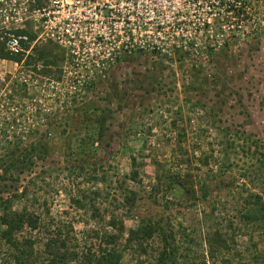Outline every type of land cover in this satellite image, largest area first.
<instances>
[{"label": "rangeland", "instance_id": "obj_1", "mask_svg": "<svg viewBox=\"0 0 264 264\" xmlns=\"http://www.w3.org/2000/svg\"><path fill=\"white\" fill-rule=\"evenodd\" d=\"M41 1L45 6L47 1L50 4V0ZM173 1L152 0V4L146 5L132 4L128 0H62L54 8L46 7L42 18L29 10L26 0H0V40L5 35L7 16L9 20H18L15 25L37 34L38 39L45 37L46 31H61L60 27H65L63 30L67 35L63 39L73 40L74 66L83 72L92 66L91 60L103 50L114 57L100 82L83 93L85 103L68 105L69 114L76 113L69 125H63L64 120L58 116L63 106L57 101L55 87L43 85V81L37 80L42 79L37 73H18V64L0 59V82L8 74L11 76L5 87L0 88V96L19 97L22 92L11 85L23 78L28 83L34 81L32 84H36L37 81L42 84L40 88H29L24 107L10 106V111L2 107L0 118L13 113L17 123L29 120L40 132H54L49 140L52 146L50 155L38 164L33 177L41 178L37 182L41 200L47 201L51 213L72 222L77 233L85 229L102 233L106 219L113 212L119 218L127 216L124 222L126 231L136 226V218L143 216L163 215L174 222L198 225L201 211L209 207L199 199L197 179L188 173L187 178L191 180L188 183L181 178L177 180L178 192L163 187L160 195L173 200L171 204L165 203L169 209L162 206L164 199L160 197L158 204L151 201L150 187L159 172L156 162L169 159L171 151L178 146L193 148L196 142L205 146L207 140L212 141L224 130L254 135L264 143V32L255 34L252 31L253 17L238 24L231 18L220 19L222 0L191 4L183 18L177 15L181 4ZM259 10L264 13V3ZM24 15L29 17L21 22ZM245 16H252V11L247 10ZM207 17H211L208 26L203 24ZM40 23L44 25V32L39 29ZM185 35L188 39L197 36L199 43L202 40L204 44L196 58L186 56L179 59L177 55L151 50L154 44L163 46L165 42L183 40ZM127 37L133 42L139 41L142 49L128 52L133 48L124 47L122 49L126 52L114 54L112 50L124 45ZM43 79L46 82L47 78ZM77 112L80 118H77ZM100 112L106 116L107 131L100 146L95 147V144L90 148V143L86 145L90 150L99 148L95 155L87 158L78 153L76 146L79 138H86L87 132L95 130L93 126L89 127L91 124L80 121L84 114L94 118V114ZM184 129L199 131L202 138L189 132L187 137L180 138L178 134ZM62 131H65L64 135L60 134ZM67 153L73 155L69 157ZM98 154L100 159L94 160ZM131 155L137 158L139 166L140 182L137 184L126 177L130 172ZM237 158L245 162L240 151ZM93 161L98 164L94 181L90 177V163ZM80 164L85 168L82 174L72 168ZM231 174L235 182L240 180L238 168H234ZM228 179L220 177L209 183L212 197L233 201L230 190L224 186ZM96 186L100 188V196L93 203L92 191ZM120 186L135 190L138 195L128 212L117 203L122 196ZM234 195L237 196L236 191ZM186 196L191 200H186ZM74 198H79L85 206L78 207ZM177 201L181 204H176ZM91 204L100 217L93 216ZM91 236L88 242L96 243L95 235ZM248 245V240H237V248L245 254ZM193 246L197 254L202 252L201 243L195 242ZM123 255L124 264H137L132 251L126 250ZM0 264H12L1 242ZM192 264H200L199 257Z\"/></svg>", "mask_w": 264, "mask_h": 264}, {"label": "trees", "instance_id": "obj_2", "mask_svg": "<svg viewBox=\"0 0 264 264\" xmlns=\"http://www.w3.org/2000/svg\"><path fill=\"white\" fill-rule=\"evenodd\" d=\"M226 1L220 2V19L231 18L238 24L253 17L252 31L255 34L264 32V13L259 10L264 0ZM44 3L41 0H26L30 11L44 7ZM247 10L252 11V16H245ZM23 17H19L21 22L27 21L29 15ZM6 19L5 35L0 40V59L18 64V73H37L42 78L37 80L43 81V85L55 87L58 90L57 101L63 106L58 116L64 120L63 125H69L76 113L70 115L68 105L85 103L83 93L97 85L101 75L112 64H104L102 60L83 72L74 66V55L70 48L48 36L38 39L34 32L15 25L14 22L17 24L18 20H9L7 16ZM10 32L27 36L24 52L13 55L7 51L6 34ZM200 53L201 50L190 55L189 51L171 49L167 55H177L182 59L186 56L196 58ZM9 78L11 76L8 74L0 82V88L5 87ZM43 78H47L46 82ZM32 82L28 83L26 78L14 82L11 87H17L22 93L15 99L11 94L0 96V112L3 111L2 107L5 111H10V106L24 107L29 88L42 86L37 81L36 84ZM33 100L36 101L35 98ZM10 114L9 117L0 118V242L5 246L12 264H124L123 254L126 250L134 253L137 264H192L198 257L200 264H264V143L254 135L224 130L212 141L207 140L205 146L200 142H196L193 148L178 146L171 151L169 159L156 162L159 172L150 187L151 201L158 204L160 197L164 199L162 206L169 209L165 203L171 204L173 200L160 195L163 187L178 192L180 188L177 180L181 178L188 183L191 181L187 178L188 173L197 179L199 199L208 203L209 207L201 211L198 225L174 222L163 215L143 216L136 218V226L126 231L124 222L127 216L119 218L113 212L106 219L102 233L94 229L77 233L72 222L51 213L47 201L41 200V189L37 184L41 178L33 177L38 164L50 155L52 146L49 140L54 132L41 133L29 120L20 124L16 122L15 115ZM94 115L91 118L90 114H84L80 121L91 124L89 127L93 126L95 130L87 132L86 138H79L76 146L78 153L87 158L99 149L87 148L95 144V147L100 146L107 131L106 116L101 112ZM77 118H80L78 112ZM188 132L184 129L178 136L185 138ZM189 133L202 138L199 131ZM60 134L64 135L65 131ZM66 137H69L68 134ZM239 151L245 157V162L237 158ZM66 155L71 157L73 154ZM96 157L93 159H100L99 154ZM90 165V177L94 181L98 164L93 161ZM72 168L80 171L79 174L85 169L82 164ZM234 168L240 171L238 182L231 174ZM126 177L135 184L140 182L137 158L133 155L130 156V172ZM220 177L229 178L224 186L230 190L232 202L211 195L209 183ZM119 189L122 196L117 203L122 204L127 209L125 212H128L138 200L137 192L126 186H120ZM235 191L237 196L234 195ZM92 195L94 203L95 198L100 196V188L96 186ZM186 200L191 198L186 196ZM74 203L78 207L85 206L79 198H74ZM176 204L180 205L181 202L177 201ZM91 207L93 216L100 217L93 204ZM91 235H95L94 238L98 240L96 243L88 242L93 237ZM81 240L84 241L81 243ZM237 240H248L247 254L237 248ZM195 242L201 243L200 254L193 249Z\"/></svg>", "mask_w": 264, "mask_h": 264}, {"label": "built area", "instance_id": "obj_3", "mask_svg": "<svg viewBox=\"0 0 264 264\" xmlns=\"http://www.w3.org/2000/svg\"><path fill=\"white\" fill-rule=\"evenodd\" d=\"M62 0H50V4L48 5V1H47V6L44 5V7L40 8V9H35L33 10L34 14L36 15H41V17L43 18V13H45L46 11V7L47 9L51 7H56L55 4L58 5V3H61ZM107 1V0H106ZM121 2L123 1H126V0H119ZM203 0H174L173 2H177L178 5H180V8H178L179 10L177 11V15L182 17L183 18V14L184 12L187 13L189 10H190V5L191 4H200ZM129 3H132V4H146V5H150L152 4V0H128ZM182 13V14H181ZM186 15H184L185 17ZM180 17H174V18H180ZM212 17V16H211ZM211 17H207L205 20H203V24L208 26V22ZM41 20V18H39ZM43 21V20H42ZM39 22V21H37ZM42 23H40L41 25ZM41 28H42V32H44V25H41ZM61 28V31L59 30H55L53 32H48L46 31L45 33V37H51L55 40H57L60 44H62L63 46H66L68 48H70L71 50V53L74 55V58H75V47L73 45V40H70L68 38V40H64L63 37H66L64 35H67L64 33V28L65 27H60ZM67 31H69V29H66ZM179 34H177L178 36ZM185 38H183V40H179V39H176L174 40L173 42H165L166 44H164L163 46H158L156 44H154L153 46H151V50L152 51H157V52H161L163 54H169V51L172 49V50H180L182 52H185V51H189V54L192 55V54H195L197 52H199L200 50H202V48L204 47V44L201 40L200 43L198 41V37L195 36V37H190L189 39L185 36H183ZM128 40H126V42L123 44H121V46H116V50L113 49L112 51L114 52V54H122L123 52H126L125 49H122V48H130L132 47L133 49H129L128 52H130V50H136V51H140L142 49L143 46H141L139 44V41H134L131 40L132 38L129 39V37H127ZM177 38V37H176ZM27 40V36L25 35H16L15 33H7L6 34V49L7 51L10 53V54H13V55H16V54H20L22 52H24V42ZM131 40V41H130ZM194 49H197L196 51H194ZM200 49V50H199ZM112 53L108 54L106 53L104 50L101 52V53H98L97 56H95L96 58H93L91 60V65L92 64H100L102 60H104V64L105 63H113L114 62V57L111 56ZM116 56V55H114ZM90 64V63H89Z\"/></svg>", "mask_w": 264, "mask_h": 264}]
</instances>
